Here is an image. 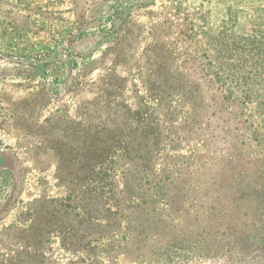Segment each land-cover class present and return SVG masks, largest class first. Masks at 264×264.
Returning a JSON list of instances; mask_svg holds the SVG:
<instances>
[{
	"label": "rangeland",
	"instance_id": "obj_1",
	"mask_svg": "<svg viewBox=\"0 0 264 264\" xmlns=\"http://www.w3.org/2000/svg\"><path fill=\"white\" fill-rule=\"evenodd\" d=\"M258 16L264 18V0H0V151L10 156L0 169V264H264V141L258 140L264 121L257 88L234 94L242 110L228 125L209 100L219 80L233 86L227 67H264V46H245L248 39L261 42L251 24ZM223 45L238 53L217 57ZM147 59L166 67L152 77L162 100L150 106L173 110L176 158L147 177L154 181L140 204L149 214L132 217L126 247L111 246L104 258L96 220L72 232L83 210L75 198L64 202L70 186L60 184L55 170L70 148H83L85 102L94 96L102 65L121 63L125 77L140 78L144 73L132 69ZM133 81L140 104L137 95L146 93ZM170 89L180 91L178 98ZM207 129L219 137L205 148L197 135ZM89 205L85 210L98 218L96 202ZM156 206L160 217L151 213ZM66 237L95 250L68 248Z\"/></svg>",
	"mask_w": 264,
	"mask_h": 264
},
{
	"label": "trees",
	"instance_id": "obj_2",
	"mask_svg": "<svg viewBox=\"0 0 264 264\" xmlns=\"http://www.w3.org/2000/svg\"><path fill=\"white\" fill-rule=\"evenodd\" d=\"M251 24L254 26L252 31L261 42L248 39L245 46L254 47L258 44L264 46V18L258 16L256 21ZM257 29L260 31H255ZM157 35V33L151 35L153 42L156 41ZM157 40L159 39L157 38ZM182 42L185 43V41ZM235 49L225 48L223 45L217 51V57L223 56V53L232 57L238 53V50L235 51ZM170 50L167 48L164 49V52L168 53ZM260 50L264 52V49ZM229 51H235V53ZM190 52H185V57L189 60ZM240 61L242 62V59ZM187 64L189 66V63ZM121 66H123L121 63H112L110 66L102 65V73L93 85L95 87V92L92 93L94 96L90 101L85 102L87 112L85 113L83 130H85L86 138L83 148L81 151L70 148L68 156L60 161L55 170V177L60 184H64L66 180V187L70 186L68 188L70 197L69 199L66 198L64 202L67 203L70 198H75L74 203L77 204L75 208L83 210L81 220L76 223V228L72 232L79 231L83 223L96 220L100 230L99 238L102 242L97 250L104 258H108L109 252L114 250L111 246L119 247L118 250L126 247L131 232L132 217H142L149 214L148 209L140 204L145 203L140 201L147 198L148 190L145 189V186L154 181L153 179L148 181L147 177L154 178L157 173L163 171L160 165L165 159L176 158L174 156L176 145H174L173 136L170 134H172L171 129L176 126L174 122H177V119L173 120L168 116V114L174 113L173 110L164 111L161 107L157 108L159 101L162 100V96H160L162 90L156 87L157 82L152 79L155 72L160 73L166 70V67L162 63L160 65L153 64L147 59L143 64L136 63L132 69V71L144 73L142 74L143 77L135 78L132 75L128 78V76L125 77L124 69ZM244 66V62L231 65L230 68L226 65L229 77L234 80L233 86L230 89L225 88V83L219 80L216 83L218 86L213 87L214 93L209 98L212 103L211 109L219 114L217 119L227 125L228 122L232 121L231 116L235 115L238 110H242L239 108L240 104L233 97L234 94L238 93L240 88L249 91L251 86L257 88L254 89L257 100L256 109L263 116L264 121V81H256L257 78L264 79V71L258 72L264 70V67L252 63L249 66L252 71H247L244 70ZM219 68H223V66L219 65ZM181 74L186 77H193L188 72H181ZM134 79L139 81L146 93L144 97L137 95L140 104L134 102L136 99V95H133L136 92V85L132 83ZM190 81L194 85V78H191ZM260 84L263 86L262 90L258 89ZM170 91L175 92L173 95L178 98L180 91L174 89H170ZM150 103L157 106H150ZM234 121L240 124V121L238 122L236 119ZM73 124L75 122L70 119L68 125ZM75 125L77 126V124ZM72 127L69 135L74 136L76 130ZM216 132L207 129L205 131L206 136H204L205 133H201V136L197 135V137H202L206 145L205 148H208L217 141L219 136ZM260 139L264 141V135H259L258 140ZM203 151L207 153L205 149ZM59 152L63 154L62 149H59ZM78 152H83V154L78 156ZM9 161V154L1 150L0 169L6 170V164ZM129 177L131 181L127 186ZM90 201L96 202L98 218L90 214L89 210H85L86 206H90ZM73 206V204H61L62 208L60 209H73ZM153 208L151 213L160 217L163 210L158 206ZM196 217L200 219V214L197 213ZM205 220L206 218L203 217L201 222L203 223ZM53 224L52 230L57 223L54 222ZM203 228L204 226L201 225L200 230ZM38 233L39 231L36 229L35 236ZM67 239L68 237L62 242H66L68 248H80L79 250L84 251L95 250V247H87V242L81 243ZM143 257L140 256L139 258L144 259ZM137 264H139V260Z\"/></svg>",
	"mask_w": 264,
	"mask_h": 264
}]
</instances>
